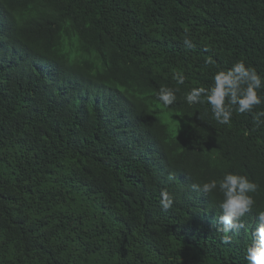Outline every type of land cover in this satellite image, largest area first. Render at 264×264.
<instances>
[{
  "label": "trees",
  "instance_id": "obj_1",
  "mask_svg": "<svg viewBox=\"0 0 264 264\" xmlns=\"http://www.w3.org/2000/svg\"><path fill=\"white\" fill-rule=\"evenodd\" d=\"M241 60L264 77V0H0V264H247L264 104L185 102ZM227 172L258 190L226 245L222 194L191 186Z\"/></svg>",
  "mask_w": 264,
  "mask_h": 264
},
{
  "label": "clouds",
  "instance_id": "obj_2",
  "mask_svg": "<svg viewBox=\"0 0 264 264\" xmlns=\"http://www.w3.org/2000/svg\"><path fill=\"white\" fill-rule=\"evenodd\" d=\"M187 48H192L193 42L187 36L183 40ZM206 65L215 64L212 57L205 60ZM177 84H184L185 76L177 72L173 77ZM264 77L259 75L254 67L246 66L244 61H237L231 68L219 70L213 76V84L210 87L192 88L185 96L188 105L207 103L210 106L213 119L221 125L231 123L233 110L243 114H253V109L264 104ZM169 87H161L156 93L157 100L165 107L172 106L177 101L176 92ZM264 111L255 113L253 119L259 125L264 123L261 120ZM173 179V177H169ZM193 191L204 194L218 191L222 194V201L219 205L222 215L218 222L222 225L219 230L225 235L222 238L223 244H231L229 231L238 232L245 228L242 218L252 213L256 204L255 199L249 193H256L258 185L246 175L227 172L217 180L212 179L201 185L193 184ZM160 206L167 211L173 207L174 196L166 190L161 192ZM257 226L252 233L253 242L246 248L245 260L247 264H264V211L257 213Z\"/></svg>",
  "mask_w": 264,
  "mask_h": 264
}]
</instances>
